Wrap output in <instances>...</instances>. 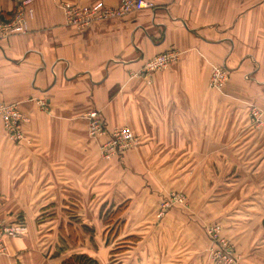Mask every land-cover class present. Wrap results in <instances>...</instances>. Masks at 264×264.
I'll use <instances>...</instances> for the list:
<instances>
[{"label":"crops","instance_id":"obj_1","mask_svg":"<svg viewBox=\"0 0 264 264\" xmlns=\"http://www.w3.org/2000/svg\"><path fill=\"white\" fill-rule=\"evenodd\" d=\"M19 1L0 0V16L9 19ZM99 1L114 7L120 0H32L28 31L0 42V105L17 104L28 118L19 144L7 140L0 119V224L24 225L19 236L4 239L0 264H61L72 252L59 254V235L75 237L76 231L69 223L56 225L66 218L59 205L112 202L117 165L99 154L97 142L105 139L87 134L84 116L92 110L109 130H133L141 146L125 152L122 164L143 178L162 170L204 172L208 155L221 162L223 140L238 141L228 151L238 156L244 154L239 141L246 140V155L253 157L246 166H258L260 157L264 167V132L247 120L249 106L264 115V0H144L152 8L120 21L83 30L65 25L60 3ZM169 50L179 54L176 63L150 81L139 74ZM213 66L228 70L222 92L208 87ZM208 141L215 146L210 151ZM141 182L130 195L126 181L120 185L122 201L151 198L153 185ZM99 187L104 192L97 200L78 195L80 188ZM134 214L126 212L121 222ZM139 229L126 236L140 237ZM98 246L84 254L109 264V251Z\"/></svg>","mask_w":264,"mask_h":264},{"label":"rangeland","instance_id":"obj_2","mask_svg":"<svg viewBox=\"0 0 264 264\" xmlns=\"http://www.w3.org/2000/svg\"><path fill=\"white\" fill-rule=\"evenodd\" d=\"M119 3L114 7L103 4L116 9ZM31 4L32 0L29 1L30 8ZM61 4L64 3L59 5ZM13 17L14 12L9 19H4L3 16H0V19L5 22ZM120 20L122 19L109 21ZM178 60L179 56L174 63ZM217 67L226 70L225 80L219 88L210 86L213 70ZM228 79L226 67L213 66L208 87L213 91L222 92ZM43 111L49 112L46 106ZM253 111L257 113L255 117ZM92 113L105 127V135L97 139L90 138L88 134L89 115ZM263 116L262 109L254 105L249 106L247 120L253 121L257 129H253L251 125L249 128L264 132ZM84 119L87 122V134L92 141L105 139L97 142L98 151L103 161H112L117 165L114 166L117 171L112 173V180L116 177L117 181L112 189V202L109 204H95L97 201L91 200L90 206L82 203L59 205V212L66 218H59L56 225L59 222L62 228V225L67 226L69 223L76 231L75 237L70 234L59 235V254L63 256L64 252H72L69 259L75 261L74 264H92L87 260L85 251H99L101 247L98 245L104 244L111 256L109 264H264V167L259 166L260 157L255 160L258 166H246L253 159L252 155H246L251 153L248 146H244L246 140L239 141V145L244 148H241L244 152L241 156L228 153L232 145L238 146V141H234V144L231 140L218 141L220 147L225 149L221 152L220 159L215 158L221 162H216L213 154L208 155V165L204 167V172L197 170L174 173L162 170L145 172L143 178L140 175L142 173L126 172L122 164V155L125 152L135 151L141 146L133 130L126 127L134 136L132 145L112 157H107L101 150L102 144L110 140L112 131L121 127L109 130L103 116L95 110L86 113ZM262 142L264 141L262 140L261 144ZM208 147V151L215 147L213 141H208ZM260 150L261 148H257L256 154H261ZM82 175L84 173L81 172L80 176ZM142 180L153 185L151 198L139 204L122 201L120 185H125L126 181L129 189H132L131 192L128 191L129 195L135 194V190L139 191ZM79 191V196L90 194L91 198L96 197L97 200L98 196L103 195L104 188H95L94 192L80 188ZM134 210V218L130 217L129 221L127 218L122 223L125 213L129 215L130 211ZM94 211L95 214L92 213ZM134 227L140 228L141 238L126 236L136 229ZM138 241L142 243L139 242V246L134 247ZM99 254L100 252L98 256ZM91 261L95 263L94 260Z\"/></svg>","mask_w":264,"mask_h":264},{"label":"built area","instance_id":"obj_3","mask_svg":"<svg viewBox=\"0 0 264 264\" xmlns=\"http://www.w3.org/2000/svg\"><path fill=\"white\" fill-rule=\"evenodd\" d=\"M30 0L19 1L15 11L14 17L10 21H3L0 19V42L9 37L16 35H23L27 31L28 18H32V9L29 7ZM152 4L144 0H121L116 9L106 7L102 2H95L88 6L72 5L64 3L60 8L64 15L65 25L70 28L83 30L96 22L123 19L125 16L133 12L143 9L152 8ZM179 54L173 50L159 54L148 60L141 71L147 80L152 74L165 70L169 64L174 63ZM226 70L217 67L213 70L210 86L219 88L225 80ZM41 109H44L45 104L39 102ZM257 113L253 111L255 117ZM0 119L3 124V129L7 139L13 143L21 142L25 138L24 125L28 118L22 114L17 104H1L0 105ZM88 134L90 138L97 139L105 135V127L99 118H96L94 113L89 115ZM256 120V119H255ZM133 141L134 136L126 127H121L112 131L110 140L102 144V152L107 157H112L118 152L128 149ZM24 225L22 222H15L12 226L0 224V253L4 251L3 241L6 237H17L23 231Z\"/></svg>","mask_w":264,"mask_h":264},{"label":"trees","instance_id":"obj_4","mask_svg":"<svg viewBox=\"0 0 264 264\" xmlns=\"http://www.w3.org/2000/svg\"><path fill=\"white\" fill-rule=\"evenodd\" d=\"M6 21V20H5ZM120 209V208H119ZM86 258V257H85ZM87 260L89 261V263H92V264H95L93 261H91V259H89V258H87ZM74 264V263H76L75 261H71L70 259H68V260H66V261H64V263H62V264Z\"/></svg>","mask_w":264,"mask_h":264}]
</instances>
